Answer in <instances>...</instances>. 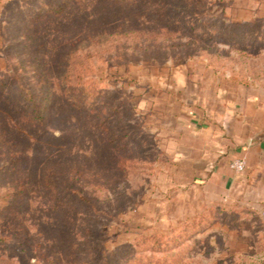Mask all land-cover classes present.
I'll return each instance as SVG.
<instances>
[{
    "label": "rangeland",
    "instance_id": "1",
    "mask_svg": "<svg viewBox=\"0 0 264 264\" xmlns=\"http://www.w3.org/2000/svg\"><path fill=\"white\" fill-rule=\"evenodd\" d=\"M43 73L37 124L15 89ZM259 145L264 0H0V264H98L102 247L111 264H264L259 215L224 186Z\"/></svg>",
    "mask_w": 264,
    "mask_h": 264
},
{
    "label": "trees",
    "instance_id": "2",
    "mask_svg": "<svg viewBox=\"0 0 264 264\" xmlns=\"http://www.w3.org/2000/svg\"><path fill=\"white\" fill-rule=\"evenodd\" d=\"M67 4L62 3L59 7H57L56 10L53 12L60 13L66 8ZM38 87L40 91H36L35 89H29L26 87H22V85H19L17 83V87L15 91H17L19 94L23 96V99L26 100L28 103L27 106H23L22 108L15 107L17 114L28 120L29 122L32 123H37L41 124L46 116L47 112V101L49 97L52 95V89H51V81L49 79V76L45 73L41 75L40 79L38 80ZM79 87V84H78ZM77 89V87H76ZM75 86L71 84H64V92L66 94V97L70 100V102L73 105L80 106L82 104H87L88 98L87 95L89 94L88 92L84 95V91L78 92L77 94L75 92ZM23 91V92H22ZM75 92V93H74ZM14 158L9 157L7 161H5L7 168L12 167V164L14 163L13 161ZM15 160V159H14ZM73 169H70V172H72ZM70 174V173H69ZM45 184L46 187L49 188L50 191H55L57 189V185L54 184V178L53 176H45ZM69 178V177H68ZM65 188V193L67 197H72L73 199L82 202L84 205L86 204L88 206V199L84 197L82 194H80L79 190L72 188V187H67L64 186ZM58 202H61V199L57 197ZM93 206L92 204L89 205V207ZM68 220V219H67ZM68 231L71 233H74L73 228H74V222L69 224ZM69 248L71 251H74L75 247L77 246L76 241L73 239H70ZM90 255V256H89ZM113 255V252H107L103 247L99 249L97 253V262L98 264H111V257ZM69 263L70 264H93L92 261L94 260V257L91 256L90 253L86 255V257L81 258V257H76L74 255V252H72L69 255Z\"/></svg>",
    "mask_w": 264,
    "mask_h": 264
},
{
    "label": "crops",
    "instance_id": "3",
    "mask_svg": "<svg viewBox=\"0 0 264 264\" xmlns=\"http://www.w3.org/2000/svg\"><path fill=\"white\" fill-rule=\"evenodd\" d=\"M264 145L251 148L248 167L243 174H235L224 183L230 189V199L245 205L248 213L259 215L264 246ZM263 159V160H262Z\"/></svg>",
    "mask_w": 264,
    "mask_h": 264
},
{
    "label": "built area",
    "instance_id": "4",
    "mask_svg": "<svg viewBox=\"0 0 264 264\" xmlns=\"http://www.w3.org/2000/svg\"><path fill=\"white\" fill-rule=\"evenodd\" d=\"M245 161L244 159H236L232 161L231 167L234 168L236 171H241L244 169Z\"/></svg>",
    "mask_w": 264,
    "mask_h": 264
}]
</instances>
